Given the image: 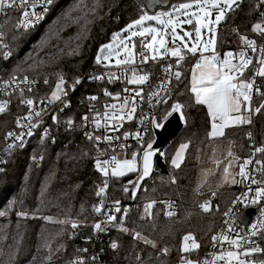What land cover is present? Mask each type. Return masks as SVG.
I'll use <instances>...</instances> for the list:
<instances>
[{"label": "trees", "instance_id": "16d2710c", "mask_svg": "<svg viewBox=\"0 0 264 264\" xmlns=\"http://www.w3.org/2000/svg\"><path fill=\"white\" fill-rule=\"evenodd\" d=\"M159 1L163 4L157 9L186 0ZM142 10L148 12L145 0H54L45 20L27 30L15 27L14 11L1 16L4 42L10 51V57L2 65V74L26 76L35 81L37 86L28 92L35 99L48 98L55 83L63 77L65 94L43 110V121L25 147L16 145L8 153H1L4 133L15 125V116L25 114L27 108L19 102V94H13L7 110L0 114V153L4 155L0 163L3 169L0 171V212L5 213L0 216V264H73L79 255L87 258L83 264H133L135 261L173 264L180 257V244L187 234H192L200 245L189 255L196 258L205 255L210 236L235 190L233 185L218 190H197V163L193 155L206 143L233 140L236 155L243 158L249 151V134L264 148V108L255 111L251 123L229 127L223 136L210 138L207 109L195 103L190 89V72L197 53L193 55L187 50H183L185 58L178 67L181 76L170 83L163 100L167 103H160L156 108L161 121L171 111L172 104L184 105L183 127L156 156L150 178L143 182L132 201L127 199L124 187L134 184L139 171L118 178L109 174L103 204L119 201L118 205L129 206L128 211L122 215L121 209L105 233L93 229L99 218L94 206L98 207L101 198L96 193L104 184V176L93 164L96 147L84 136L83 118L90 114L89 108L93 105L90 95L102 88L95 76L116 67L106 66L104 62L97 64L96 57L100 47L137 19ZM257 23L264 24L262 0H241L218 26L219 55L244 44L241 36L261 41L263 35L252 30ZM140 40L141 37L134 39L137 48ZM248 75L243 72L239 79L247 80ZM257 82L259 101L255 106L253 100L255 107L252 103L255 109L264 105V77L259 76ZM53 116L57 117L56 121ZM69 120L73 121L71 126L67 123ZM45 127L50 129L47 137L40 132ZM153 140V134L148 135L140 148L144 149ZM181 142L187 143L188 148L180 167L174 168L170 158ZM259 158L264 161V153ZM165 197L176 201L175 215L166 217L161 206L156 205L152 218L142 219V206L148 200ZM203 199L211 201V211L200 208ZM72 223L77 227L73 228ZM121 227L128 231H121ZM135 232L154 241L156 247L135 239ZM111 242L117 248L113 249ZM163 248L169 249L167 255L162 254ZM258 258L264 261V252L254 256Z\"/></svg>", "mask_w": 264, "mask_h": 264}, {"label": "snow or ice", "instance_id": "6c2138e0", "mask_svg": "<svg viewBox=\"0 0 264 264\" xmlns=\"http://www.w3.org/2000/svg\"><path fill=\"white\" fill-rule=\"evenodd\" d=\"M42 2L51 3V0H42ZM240 2L241 0H191L190 3H181L177 6H174V12L181 13L185 17V19H180V16H174L172 13H157L156 15H149L147 12L142 10V14L139 15L137 19L129 23L124 29L121 30V32L113 34L112 42L101 46L100 53L96 57V63L100 64L102 62V59L108 60L114 54L117 57L115 60L116 66L135 65V57L137 55L135 51L136 44L132 42L133 38L135 37L145 38L140 41V44L142 45L143 49L147 50V52H151L152 60H156L157 57H163L165 53H168L172 57L177 58L176 62L177 65H179V63L185 58L183 54L184 49H186L187 52L192 53L193 55H195L197 52H200L201 60L197 61L196 65L193 68L191 92L194 94L195 103L197 105H206L209 114L220 121V123L212 124V130L209 133L210 138L223 136L225 134V128L236 126L239 124L251 123L250 119H247L242 115L241 108L242 105L247 102L249 107L245 108L244 110L249 112L251 111V92L254 89V83L240 80L239 77L243 76L244 70L247 69L250 64H252V60L246 58L244 52H240L239 54H236L239 57V63L236 64L233 63V60L236 59V55H234L232 52L225 53L224 58L222 60L215 53L218 26L222 22L226 21V19L228 18V14L230 12H233L239 6ZM18 3L19 6L25 9L27 8V5L29 3H32L33 7H35V3L33 2V0H0V12H3L6 9H12L14 7H17ZM262 3H264V0H262ZM193 8H195V11L189 12V9ZM30 15H35V13L30 14L26 10L23 12L25 20L20 22L21 25L25 27L27 26V23L25 21ZM162 17H167V19H162ZM146 21H156L157 24L164 26L165 29L170 28L172 34V43L175 45V42L179 40L181 44L169 48V42L166 39L168 33L162 32L161 29L156 27H145ZM182 24L195 25L194 31L196 39L194 42H192L190 47L188 43L185 42V37L190 38L192 36V33L185 31L181 36L177 32V28ZM204 30H206L210 34L207 40H203ZM252 30L261 35H264V24L257 23L253 25ZM122 33H129V35L123 36ZM0 35H2V33H0ZM149 36L151 37V39H147ZM240 39L246 44L248 48H250L252 51H256L255 42L253 40H249L244 36H241ZM105 50H107V54L101 55L105 52ZM209 50H211L213 54L211 56H204L203 53L208 52ZM260 51L264 52V48H261ZM122 52L124 54V58L120 59L119 57ZM147 52L139 53V55L142 57V63H147L149 60ZM5 56H7V53H5ZM259 64L261 65V67L256 72V75L264 77V57L259 60ZM202 67L207 68L209 70L206 72L202 71L199 75H197L196 69ZM129 71H131L132 76L131 78L127 79L128 84L144 85L149 81V75L140 74L136 67L130 68ZM166 71H171V68L169 67L168 69H166ZM174 75L176 79H179L181 73L179 71H176ZM118 78L119 77H116L113 74L109 77V81L111 82L112 79ZM94 79L99 80L102 79V77L97 76ZM24 83H29L27 77L24 78ZM45 83H47V80L45 81ZM76 83H80L79 79H77ZM64 84L65 81L63 77H61L56 85V90L51 93V99L49 100V103L55 100H60L61 94L64 93ZM161 87L165 91L167 90L166 84H162ZM28 91H32V89L29 88ZM125 91H127V89ZM256 91L259 92V89H256ZM141 92L142 89L136 91L135 96H141ZM104 94L106 96L111 95V93H109L107 90H105ZM152 95L158 96V93H153ZM89 99L96 100L97 97L92 96L89 97ZM114 99H119V95L117 94ZM21 103L26 104L29 108V115L25 116L23 119L30 121L33 112L34 100L29 98L26 100H21ZM157 103H167V101L157 100ZM128 104L129 100L126 98L124 100V104L120 106V108H118L116 104L107 105L106 109H112L111 115H109L108 111L106 110L103 114L102 119L105 121L109 119L113 121H123L125 118L131 120L133 118L132 113L136 111V108L133 104V106L125 116V114L123 113V108L126 107ZM7 107L8 101H0V114H3L7 110ZM261 108H264V105H261L260 108H256L255 111L260 112ZM183 109L184 105L180 103H174L171 106V111L168 112L167 115L170 116L173 113H180L181 120H186V116L184 114ZM35 115L39 117L41 113L37 111L35 112ZM97 115L99 116V113ZM166 118L167 116L165 117V119ZM52 119L56 121L57 117L53 116ZM83 119L87 120L88 117L85 116ZM94 122L97 127H100V119H95ZM67 123L69 126H71L73 124V121L69 120ZM152 123L154 127H158L159 119L153 118ZM16 124L18 127H28L29 131L27 132V135L29 136L33 134L31 129L37 127V125L34 123H30L29 125H21L20 118L16 120ZM113 127L116 126L114 125ZM120 127H122V125H120ZM116 130H118V128H116ZM124 135L125 138H127L129 134L125 133ZM7 137L14 138V140L16 141H22L23 133L17 134L14 132H8ZM89 139H92V137L89 136ZM95 139L99 141L100 137H96ZM112 139L113 137L111 136L104 137V140L109 143L112 141ZM138 139L142 141L143 137L138 136ZM14 146V144L10 143L8 144V149L11 150ZM21 146H23V144H21ZM121 147L123 148L124 145H121ZM187 148L188 144H182L180 146V149L177 151L175 157L172 159V165L174 167H180V164L183 160V153ZM255 151L264 153V148H257ZM155 154L156 153L153 151V144L148 143L147 147L143 149L142 157L135 152L132 154L131 159L119 160L116 156H112L110 160L101 161L98 159L96 161L95 166L97 170L101 172V174L106 178L109 176V169H111V176L117 178L123 177L131 172L139 171L140 175L138 176V180L135 185L136 187H138L139 181L144 180L151 174L153 170L152 157ZM161 155H163V153H161ZM228 155L233 156V153L229 151ZM236 159L239 158L237 157ZM138 161L141 162V167H138ZM252 162V160L246 159L242 164H239V172L237 173V175L243 177L244 179H249L250 177L246 172V168L247 165ZM255 163L261 164L262 170H264V161L257 160L255 161ZM0 171H3V169H0ZM224 173L225 180H227L229 173L228 167H225ZM232 182L235 183L236 181L233 180ZM251 182L253 184L260 183L255 178H251ZM173 183H175V180H173ZM107 188L108 183L107 180H105L103 186L99 188L96 195L102 196ZM124 191L127 192L128 188L125 187ZM212 195L214 196L215 193H213ZM256 196L258 199H264V187L257 189ZM239 200L240 198L238 197L237 200L233 201V204H236ZM256 202L257 200H253V203ZM115 203L118 205L119 201H116ZM155 203L156 201H150L144 206V217H142V219H144L145 217L149 219L152 218V209ZM199 206L204 212H209L212 210L209 201H205ZM170 207L171 205H168V208ZM101 208L102 203L99 207L94 206V211L100 213ZM116 211L119 212L121 211V209L117 207ZM127 211V209H124L125 213H127ZM4 214L5 213L0 212V216H3ZM262 214H264V210H262ZM18 215L23 216L27 214L18 213ZM164 215L166 217H172L173 215H175V213L171 210H166L164 212ZM225 215H227V213H225ZM45 219L50 220L51 218L45 217ZM107 220L115 221L116 217L114 215H108ZM122 223L123 221H121V224ZM72 227L76 228L77 224L72 223ZM261 227H264V221L261 222ZM94 228L95 230L103 231V228L101 227L100 223L95 224ZM121 231L127 232L128 229L121 227ZM228 231L231 232L233 231V229L230 227ZM256 234V225H254L253 231L250 233V235L255 236ZM134 238L142 239L145 244H149L154 248L156 247L154 241L142 236L140 232H135ZM212 239L213 241H216L218 237L214 236ZM242 239L243 237H239L238 239H231L228 235L222 236L223 242H227L228 244L234 246L237 249L241 248V244L239 243V241ZM183 241L184 244L181 248V251L184 253L198 249L200 247V245L196 242V239L192 234L185 235L183 237ZM111 247L115 249L117 248V244L113 242ZM168 251V248L161 249V252L164 255H167ZM262 252H264V249H261L260 247H251L242 252H221L219 255H215L212 261L207 262V264H216L217 261H224V264H233V262H236V264H250L247 259H241V255L247 258L253 256L256 253ZM137 259H140L139 256L137 257ZM182 259L184 258L182 257ZM73 264H83V261H75L73 262ZM185 264H195V262H193L192 260H185ZM261 264H264V261H261Z\"/></svg>", "mask_w": 264, "mask_h": 264}, {"label": "built area", "instance_id": "2783aa9c", "mask_svg": "<svg viewBox=\"0 0 264 264\" xmlns=\"http://www.w3.org/2000/svg\"><path fill=\"white\" fill-rule=\"evenodd\" d=\"M54 0H51V3ZM35 3V7H33L32 3H29L27 5V8H23L19 6V3L17 4V7H14L12 9H6L3 12H0V33H2L1 30V16L5 14L7 11H14L15 12V27L19 30H27L30 29L36 25L41 24L49 11V7L51 3H44L42 0H33ZM28 11L30 14L35 13V15H30L27 20L25 21L27 23V26L21 25V21L25 20V17L23 16L24 11ZM157 13H168L167 10L163 8H159L155 10L154 15ZM162 19H167V17H162ZM168 35V47L172 48L174 46L180 45L181 42L177 40L175 42V45L172 43V34L170 31V28L166 29ZM149 38V37H148ZM147 38V39H148ZM145 39V38H141ZM140 40V41H141ZM253 40L255 42L256 51H252L250 48L246 46V44H242L237 50L233 51L232 53L234 55L239 54L240 52H244L245 57L252 60V64L249 65L247 69L244 70V72H248V82L254 83V89L251 92V101L254 100V97H256L259 92L256 91L258 89V75H256V72L258 71L259 67L261 66L259 64V60L264 57V52H261L260 49L264 48V35L261 39V41H257L255 39H249ZM185 50V49H184ZM137 55L135 57V65H128V66H116L115 68L103 71L102 73H98L95 77L99 76L102 77V79L97 80L99 84H101V89H99V92L97 94L90 95L96 96L97 99L93 101L92 107L89 108L90 114L86 115L88 117L87 120H84V123L86 125V129L84 131V136L87 140L93 141L96 147V157L93 161V164L95 166L96 161L99 159L101 161L104 160H110L111 157L114 154L124 152L126 154L127 159L132 158V154L135 152L139 156L142 155L143 149L140 148L141 145H143L146 142V139L148 135L153 134L154 139L156 137V132L160 128L162 122L165 118H163L161 121H159V126L154 127L152 120L153 118H157V111L156 108L160 103H157V100L163 101L167 95V92L170 88V83L173 80H176L174 73L176 71H179V65L182 63V61L177 65V58L172 57L170 54L165 53L163 57H157L156 60H152L149 58L147 63H142V57L139 55L140 52H147V50L143 49L142 45L139 46V48L136 47L135 49ZM5 53H7V56H5ZM149 52H147L148 54ZM184 54V52H183ZM10 57V51H9V45L4 42L3 33L0 35V101H8L10 100L11 96L13 94H19V102L21 103V100L26 99H33L34 105H33V112L31 115V119L25 120L23 119L25 116L29 115V108L26 104H22L27 108V111L23 115H16L15 116V125L7 129L3 136V148L1 150L2 152L8 153L10 150L8 149V144H14L21 145L26 136L27 132L29 131L28 127H18L16 124V120L20 118L21 125H29L30 123H34L37 125V127L32 128L31 131H33V135L28 139L30 140L36 133V129L42 123V115L37 117L35 115V112L39 111L41 114L44 109H46L49 105H52L55 102L49 103V98L45 99H35L34 96L28 94V89H34L35 86H37V83L33 81L32 79L28 78L29 83H24V78L26 76H15V77H5L2 74V65L5 60H7ZM185 57V56H184ZM197 61H200V56L198 54L195 55L194 64L196 65ZM233 63L238 64L239 63V57L236 55V59L233 60ZM159 64V67L157 66ZM157 69H153V67H156ZM136 67L137 70L140 72V74H148L149 75V81L144 85H134V84H128L127 79L131 78L132 73L129 71L130 68ZM171 68V71H166V69ZM180 72V71H179ZM115 75L116 77H119L118 79H112L111 82L109 81V77L112 75ZM238 75V74H237ZM15 78V79H14ZM166 84L167 90L165 91L161 85ZM127 89V91H125ZM141 96L136 97L135 92L138 90H141ZM105 90H107L111 95L106 96L104 94ZM153 93H158V96L152 95ZM65 94H61L62 96ZM119 95V99H114V97ZM129 100V104L123 108V113L125 116L133 106L135 105L136 111L132 113V119L129 120L125 118L123 121H113V120H103V114L107 110L109 115H111L112 109H106L107 105L116 104L118 108L124 104L125 99ZM64 106H67L66 103H64ZM99 113V116L97 115ZM253 110H251V116L253 115ZM168 116V115H167ZM95 119H100V127H97L95 124ZM116 127H113V126ZM122 125V127H120ZM118 128V130H116ZM50 129L48 127H45L40 130L41 135L43 137H47L49 134ZM8 132H14L17 134L23 133V139L22 141H16L14 138L7 137ZM125 133H128L129 135L127 138H125ZM89 136L92 137V139H89ZM111 136L113 137L112 141L109 143L104 140V137ZM139 137H143V140L141 141L138 139ZM249 136V151L248 153L243 157L240 158L237 163L236 168V175L239 172V164H242L244 160L249 159L253 162L247 165L246 172L249 179H244L243 177L237 175V181L234 184V190L235 194L231 198L229 205L224 210L221 216L220 223L218 227L215 229V231L210 236V241L206 250L205 255L202 258H196L194 256L189 255L190 251L187 253H184L181 251V248L184 244V241L180 244L179 253L180 257L177 261H175L173 264H185V260H192L195 262V264H207V262L212 261L213 257L215 255H219L221 252H227V251H244L251 247H260L262 249V245L264 244V227H261V222L264 221V214H262V210H264V199H258L256 196L257 189L264 187V171L262 170V165L255 163V161L261 159L259 158L261 155V152H256L255 150L257 148H262L258 146V144L255 141V138L252 135ZM100 137V140L97 141L95 138ZM154 141V140H153ZM152 143V142H150ZM121 145H124L122 148ZM14 146V147H15ZM13 147V148H14ZM147 145L145 146V148ZM12 148V149H13ZM0 153V163L3 162L4 155ZM138 167H140V162L138 161ZM96 168V166H95ZM110 170V169H109ZM251 178H255L258 182L253 184L251 182ZM98 187V190L100 187ZM106 195L105 193L101 196V198L98 200V207L101 206L102 208L101 212L96 214L99 216L98 220L95 222V224L100 223L101 227L103 228V231L95 230L97 232H106V228L113 226L115 223L114 221H108L107 216L108 215H114L116 217V214L118 212L116 211V208L119 207L122 209L121 213L122 215L125 214L124 209H128V207H122L121 205H108L103 204L104 198ZM240 198V200L233 204V201L237 200V198ZM211 200V199H210ZM253 200H257L256 203H253ZM150 201H156L154 206L159 205L161 206L162 212L166 210H171L175 214L177 212V204L176 201L172 198L165 197V198H155L151 199ZM148 201L147 203H149ZM209 201V200H208ZM210 205L213 206L211 201ZM146 205V204H145ZM142 208L144 209V206ZM168 205H171L170 208H168ZM122 207V208H121ZM231 209V211H230ZM252 210V213L250 215V218L246 224L243 223V214L246 210ZM227 213V215H225ZM94 224V225H95ZM256 225V231L257 234L255 236L250 235V233L253 231V226ZM232 228L233 231L229 232L228 229ZM105 230V231H104ZM239 237H243L242 240L239 241L241 244V248L237 249L234 246H231L227 242L222 241L223 235H228L231 239H238ZM216 236L218 239L216 241H213V237ZM113 242L110 244L112 245ZM190 243V242H189ZM259 253L254 254L251 257H244L241 255V259H247V260H253L254 256ZM182 257L184 259H182ZM93 259V258H92ZM87 260L85 255H79L74 260L75 261H83V263ZM224 263V261H217L218 263ZM133 264H141L139 261H135Z\"/></svg>", "mask_w": 264, "mask_h": 264}, {"label": "rangeland", "instance_id": "374dc122", "mask_svg": "<svg viewBox=\"0 0 264 264\" xmlns=\"http://www.w3.org/2000/svg\"><path fill=\"white\" fill-rule=\"evenodd\" d=\"M190 2H191V0L181 1V2H178L176 4L171 5L169 7L165 6L163 9L167 10L168 13H172L174 16H180V19H185V17L181 13L174 12V6H177V5L181 4V3H190ZM192 11H195V8L189 9V12H192ZM147 13L149 15H154V13H149V12H147ZM149 26L150 27L159 28V29H161L162 32H166L167 31L164 28V26H162L160 24H157L156 21H146L145 27H149ZM194 28H195L194 24H192V25L182 24V25H180L177 28V32L181 36L183 35V33L185 31L192 33V36L190 38L189 37H185V42L188 43L189 47L191 46L192 42H194L195 39H196ZM119 32H121V30ZM122 35L123 36H127V35H129V33H122ZM209 36H210V34L206 30H204L203 31V40H207L209 38ZM135 38H140V37H135ZM135 38H133V41H132L134 43H135V41H134ZM148 39H151V37L149 36ZM166 39H167V36H166ZM110 42H112V41H110ZM110 42H107L105 44H108ZM129 46H131V45H129ZM100 49H101V47H100ZM100 49L98 51V54L100 53ZM233 51H235V50H227V51H225L223 53L222 56H220L219 53H218V50H217V43H216L215 53L221 60L224 58V54L225 53L233 52ZM106 54H107V50H105V52L103 54H101V55H106ZM197 54L200 56V60H201V53L197 52ZM212 54L213 53H212L211 50H209L208 52L203 53L204 56H211ZM147 55L149 56V58H151L152 54H151V52H149ZM116 58L117 57L113 54L108 60H103L102 59V62H104L103 64L106 65V66H116V64H115ZM119 58L120 59L124 58L123 52L121 53ZM194 66H195V64L191 68V72H190V78H189L190 89L192 87V76H193V68H194ZM208 70L209 69L202 67V68L196 69V73H197V75H199L202 71L206 72ZM240 80L247 81L246 79H240ZM57 83L58 82L55 83L51 93L54 90H56ZM51 93L49 94V97H48L49 99H51ZM258 95L256 97H254L255 106L257 105L256 102L259 101ZM56 101L57 100H55L53 102H56ZM252 103H253V106H254V102L251 101L250 102V107H251V110H253V112H254L253 115H255L256 114L255 108H254L255 106L252 107ZM205 107H206L207 112L209 114V111H208V108H207L206 105H205ZM247 107H249V105H248L247 102H245L242 105L241 113H242V115L245 118L251 120V118H252L251 111L249 112V111H245L244 110ZM209 117H210V123H211V125H210V132H211L212 124L213 123H220V121L218 119L214 118L213 116H211L210 114H209ZM239 125H241V124H239ZM226 129L227 128L224 129V133H225ZM217 137H221V136H217ZM152 143H153V141H152ZM182 144H187V143L181 142V143H179L176 146V148H175V150H174V152H173V154L171 155V158H170V162L169 163H170L171 166H173L172 165V159L175 157L177 151L180 149V146ZM229 151H231L233 153V156H229L228 155ZM184 155H185V151L183 153V159H184ZM113 156H116L117 159H119V160L127 159L126 154L124 152H120V153L114 154ZM237 157L238 156L235 153V146H234L233 140H226L225 142H223L222 140H220V141H212V142L206 143V144L198 147L197 150L195 151L194 155H193V160L197 163L196 189L197 190H199V189H205V190L206 189H208V190H211V189L212 190L213 189L216 190L217 189L218 190V189H221V188L223 189V188H225L227 186H231V185L234 186L235 183H233L232 181L233 180L237 181L236 168H237V163H238V160H239V159H236ZM225 167H228V169H229L228 179L227 180H225V173H224ZM174 168H176V167H174ZM110 172H111V169L109 170V174H110ZM204 200H206V199H203L200 203H204ZM148 201H150V200H148ZM248 261L250 262V264H261V261H263V260L258 258V259L248 260ZM218 264H224V263L222 262V263H218ZM233 264H236V262H233Z\"/></svg>", "mask_w": 264, "mask_h": 264}, {"label": "water", "instance_id": "95a60500", "mask_svg": "<svg viewBox=\"0 0 264 264\" xmlns=\"http://www.w3.org/2000/svg\"><path fill=\"white\" fill-rule=\"evenodd\" d=\"M162 4H163V2H160L159 0H145V6H146V9H147V11L149 13H153ZM164 4H166V3H164ZM232 13L233 12H230L228 14V17ZM0 64H1V61H0ZM182 127H183V121L181 120L179 113H173L172 115L167 116V118L164 119V121L162 122L160 128L157 130L156 137H155V139H154V141L152 143L153 144V151L156 153L152 157L153 168H154V162H155L156 156L163 149V147L167 143V141L170 138L174 137L181 130ZM32 133H34V132L32 131ZM31 136H29V135L26 136L24 142L22 143L23 144L22 148L25 147L28 139ZM142 156H143V153H142L141 157ZM141 166L142 165H141V162H140V167ZM151 174H152V172H151ZM151 174L148 177H146L144 180L139 181V186L136 187L135 185H136V182L138 180V176L140 175V172H139V175L137 176L134 184L131 185V186H125V187L128 188V191L127 192L124 191V193L126 194V197H127V199L129 201H132L133 199H135V197L137 196V194L139 192V189H140L141 185L143 184V182L146 179H149L150 178ZM105 180H107L106 177L103 178V183L105 182ZM251 213H252V210L251 209H249L247 212L246 211L244 212V214H243V220H242L244 224H246L248 222Z\"/></svg>", "mask_w": 264, "mask_h": 264}, {"label": "bare ground", "instance_id": "6f19581e", "mask_svg": "<svg viewBox=\"0 0 264 264\" xmlns=\"http://www.w3.org/2000/svg\"><path fill=\"white\" fill-rule=\"evenodd\" d=\"M248 210H246V212H247Z\"/></svg>", "mask_w": 264, "mask_h": 264}]
</instances>
